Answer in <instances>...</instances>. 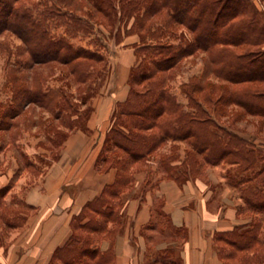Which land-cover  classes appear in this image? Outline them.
Listing matches in <instances>:
<instances>
[{
    "label": "trees",
    "instance_id": "obj_1",
    "mask_svg": "<svg viewBox=\"0 0 264 264\" xmlns=\"http://www.w3.org/2000/svg\"><path fill=\"white\" fill-rule=\"evenodd\" d=\"M99 26L108 28L116 43L126 35L138 36L128 94L115 104L96 160L101 171L114 168L115 179L74 222L70 238L55 250L54 260L113 264L112 250H100L96 242L109 220L120 219L115 210L119 194L133 180L132 172L141 170L158 148L168 141H182L185 167L177 175L167 174L176 168L172 161L177 157L160 155L166 177L182 182L200 175L206 164L234 167L235 173L228 171L226 178L239 188L240 208L253 217L247 226L217 235L219 252L224 264L260 261L264 142L245 136L236 124L257 116L255 136L264 129V10L256 0H46L42 10L30 0H0V34L9 31L20 38L30 66L57 63L68 67V77L79 83L99 79L91 97L103 85L102 72L96 68L103 56L99 49L75 46L72 40L91 35L90 45L103 40L108 46ZM57 29L62 30L55 34ZM197 53L202 54V71L181 83L184 104L168 82L181 61ZM32 89L25 90L24 106L38 100ZM46 92L52 95L50 89ZM232 105L236 109L231 113ZM91 110L77 128L86 129ZM8 185L0 189V206ZM249 251L252 257L246 255Z\"/></svg>",
    "mask_w": 264,
    "mask_h": 264
},
{
    "label": "crops",
    "instance_id": "obj_2",
    "mask_svg": "<svg viewBox=\"0 0 264 264\" xmlns=\"http://www.w3.org/2000/svg\"><path fill=\"white\" fill-rule=\"evenodd\" d=\"M137 42L130 34L118 43L111 91L92 98L86 129L70 131L38 174L24 180L27 169L15 176L0 170V189L9 184L0 206V264H57L53 254L70 238L74 222L114 181L115 169L101 171L96 160L115 104L128 94ZM156 163L152 157L132 172L117 199L120 219L109 220L97 239L100 250H112L113 264H224L217 235L247 226L253 217L240 208L239 194L206 173L182 182L161 176ZM2 207L9 216H2ZM253 264H264V257Z\"/></svg>",
    "mask_w": 264,
    "mask_h": 264
},
{
    "label": "rangeland",
    "instance_id": "obj_3",
    "mask_svg": "<svg viewBox=\"0 0 264 264\" xmlns=\"http://www.w3.org/2000/svg\"><path fill=\"white\" fill-rule=\"evenodd\" d=\"M30 1L37 5L38 10H42L43 4H46V0ZM256 3L264 10V0H256ZM61 30L57 29L54 32L58 34ZM108 30L103 26H99L98 30L107 40L108 46L103 40H99L98 45L95 43L90 45L89 43L94 41L91 35L78 36L72 40L75 46L89 45L91 48L99 49L103 56L102 61L96 66L97 71L102 72L100 78L103 76V85L98 88L100 91L94 97L111 91L118 71L119 42L116 43L110 37ZM202 67V54L197 53L195 56L184 58L173 71L174 76L169 80L168 86L180 102L186 104V97L180 91L181 83L186 82L192 75H199ZM68 70V67L57 63L30 66L28 54L24 51L20 38L9 31L0 34V170L2 169L5 174L15 176L23 169H27L28 171L23 172L24 180H27L28 176L32 177V173L38 174L50 158L57 155V149L65 135L76 129L75 125L83 124L88 110L93 108L94 97L91 96L95 93L94 88L99 79L79 83L74 77H68ZM30 87L33 88V93H37L34 98L38 100L24 106L27 98L24 93ZM47 89L51 90L52 95L46 92ZM235 109L236 106L232 105L231 113ZM257 122V117L247 116L236 125L246 132L245 136L254 137L256 142H264V129L259 137L254 134ZM163 154L171 158L177 157L172 161L176 168L168 169V175L175 176L184 169L185 142H166L152 156L157 162L155 165L158 166L160 175L166 176V172L159 164L160 155ZM228 171L235 173L234 167L224 163L206 164L200 174L206 173L211 179H220V184L228 183L233 194L238 195L239 188L226 178ZM154 176L158 177V174ZM1 214L6 217L10 212L2 207ZM93 217L95 219V215ZM77 232L85 234L83 230Z\"/></svg>",
    "mask_w": 264,
    "mask_h": 264
}]
</instances>
